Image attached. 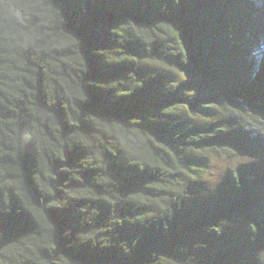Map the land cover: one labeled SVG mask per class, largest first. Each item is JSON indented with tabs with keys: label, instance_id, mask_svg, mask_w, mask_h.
<instances>
[{
	"label": "trees",
	"instance_id": "1",
	"mask_svg": "<svg viewBox=\"0 0 264 264\" xmlns=\"http://www.w3.org/2000/svg\"><path fill=\"white\" fill-rule=\"evenodd\" d=\"M263 27L246 0H0V264H264Z\"/></svg>",
	"mask_w": 264,
	"mask_h": 264
},
{
	"label": "rangeland",
	"instance_id": "2",
	"mask_svg": "<svg viewBox=\"0 0 264 264\" xmlns=\"http://www.w3.org/2000/svg\"><path fill=\"white\" fill-rule=\"evenodd\" d=\"M246 2L247 4H249L250 9H252V11L260 17V20L264 25V0H246ZM259 41L263 42L262 49L264 50V27L262 28V31L260 33ZM233 163H234L233 160L227 158L218 160L211 167V173H210L211 182L217 184L219 180L221 181L222 177L231 168ZM261 250H262V257L264 260V242L261 244Z\"/></svg>",
	"mask_w": 264,
	"mask_h": 264
},
{
	"label": "clouds",
	"instance_id": "3",
	"mask_svg": "<svg viewBox=\"0 0 264 264\" xmlns=\"http://www.w3.org/2000/svg\"><path fill=\"white\" fill-rule=\"evenodd\" d=\"M263 44V43H262ZM262 44L256 49V53L255 54H260L262 53L264 50L262 49ZM260 49V50H259ZM255 52V51H254Z\"/></svg>",
	"mask_w": 264,
	"mask_h": 264
},
{
	"label": "built area",
	"instance_id": "4",
	"mask_svg": "<svg viewBox=\"0 0 264 264\" xmlns=\"http://www.w3.org/2000/svg\"><path fill=\"white\" fill-rule=\"evenodd\" d=\"M254 128H255V126H254ZM254 128H252V126L249 127V129H251V130L254 129ZM257 129L259 130V132L264 134V127H260V128L257 127Z\"/></svg>",
	"mask_w": 264,
	"mask_h": 264
}]
</instances>
